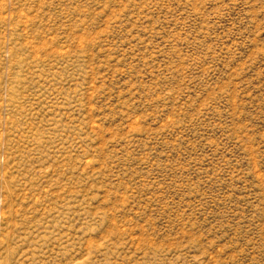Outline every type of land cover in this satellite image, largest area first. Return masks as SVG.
Returning <instances> with one entry per match:
<instances>
[{"label": "rangeland", "instance_id": "obj_1", "mask_svg": "<svg viewBox=\"0 0 264 264\" xmlns=\"http://www.w3.org/2000/svg\"><path fill=\"white\" fill-rule=\"evenodd\" d=\"M0 264H264V0H0Z\"/></svg>", "mask_w": 264, "mask_h": 264}]
</instances>
